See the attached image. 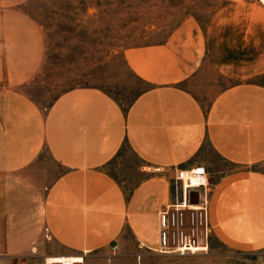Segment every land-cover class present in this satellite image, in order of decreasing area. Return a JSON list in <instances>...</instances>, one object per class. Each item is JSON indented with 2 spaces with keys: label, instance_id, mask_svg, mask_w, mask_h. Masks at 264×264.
Returning a JSON list of instances; mask_svg holds the SVG:
<instances>
[{
  "label": "crops",
  "instance_id": "1",
  "mask_svg": "<svg viewBox=\"0 0 264 264\" xmlns=\"http://www.w3.org/2000/svg\"><path fill=\"white\" fill-rule=\"evenodd\" d=\"M29 1L0 0V262L85 258L126 230L156 250L175 169L195 166L212 183L214 237L263 250L264 83L252 78L264 75V6L230 0L205 28L188 18L166 41L128 50L152 85L126 111L96 86L64 91L44 110L23 91L46 57ZM126 146L147 166L128 189L108 171ZM207 146L231 168L211 167ZM45 236L55 243L47 254Z\"/></svg>",
  "mask_w": 264,
  "mask_h": 264
},
{
  "label": "rangeland",
  "instance_id": "2",
  "mask_svg": "<svg viewBox=\"0 0 264 264\" xmlns=\"http://www.w3.org/2000/svg\"><path fill=\"white\" fill-rule=\"evenodd\" d=\"M250 1L262 6L256 0ZM229 3L230 0H30L25 8L44 32L46 57L38 75L23 91L44 110L61 93L79 86L102 88L127 105L152 85L130 68L127 51L166 41L188 18L205 28L212 15ZM252 79L264 83V75ZM220 81L227 85L235 80L222 76ZM206 151L211 167L231 168L209 146ZM46 155L44 151L39 161L47 162ZM140 167L147 166L126 146L108 171L128 189L143 176ZM63 171L56 165V177ZM50 247L55 243L45 236V254ZM207 247L194 254L159 253L142 247L126 230L111 246L77 264H264V249L250 253L232 250L213 233ZM25 262L36 261L28 258Z\"/></svg>",
  "mask_w": 264,
  "mask_h": 264
},
{
  "label": "built area",
  "instance_id": "3",
  "mask_svg": "<svg viewBox=\"0 0 264 264\" xmlns=\"http://www.w3.org/2000/svg\"><path fill=\"white\" fill-rule=\"evenodd\" d=\"M256 1L264 6V0ZM211 190L212 183L206 167L175 169L172 184L174 201L159 213L160 243L156 251L194 254L208 246V239L212 234L208 218ZM193 192L197 193V203L190 202Z\"/></svg>",
  "mask_w": 264,
  "mask_h": 264
},
{
  "label": "bare ground",
  "instance_id": "4",
  "mask_svg": "<svg viewBox=\"0 0 264 264\" xmlns=\"http://www.w3.org/2000/svg\"><path fill=\"white\" fill-rule=\"evenodd\" d=\"M189 204H186V206H188ZM193 207V206H192ZM208 247L201 249L202 251L207 250ZM48 262L50 264H54V263H63V264H77V263H83L84 262V258L81 256H71V257H50L48 258Z\"/></svg>",
  "mask_w": 264,
  "mask_h": 264
},
{
  "label": "trees",
  "instance_id": "5",
  "mask_svg": "<svg viewBox=\"0 0 264 264\" xmlns=\"http://www.w3.org/2000/svg\"><path fill=\"white\" fill-rule=\"evenodd\" d=\"M107 92V91H106ZM139 95V94H138ZM138 95L132 100V101H130L127 105H124V104H122L121 102H119L118 101V99H116L117 101H118V103L122 106V108L126 111L130 106H131V104L134 102V100L138 97Z\"/></svg>",
  "mask_w": 264,
  "mask_h": 264
},
{
  "label": "water",
  "instance_id": "6",
  "mask_svg": "<svg viewBox=\"0 0 264 264\" xmlns=\"http://www.w3.org/2000/svg\"><path fill=\"white\" fill-rule=\"evenodd\" d=\"M190 202L191 203H197L198 202L197 193L196 192L191 193V195H190Z\"/></svg>",
  "mask_w": 264,
  "mask_h": 264
}]
</instances>
